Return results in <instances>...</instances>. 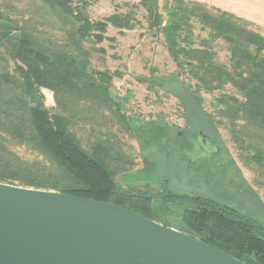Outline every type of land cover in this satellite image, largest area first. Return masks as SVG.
<instances>
[{"label": "trees", "instance_id": "16d2710c", "mask_svg": "<svg viewBox=\"0 0 264 264\" xmlns=\"http://www.w3.org/2000/svg\"><path fill=\"white\" fill-rule=\"evenodd\" d=\"M90 4L20 0L19 7L0 0V181L122 206L246 264H264V224L252 216L204 195L174 191L166 181L154 193L117 181L134 164L122 136L144 134L145 124L114 100L117 72L91 67L89 47L100 51L94 45L108 39V24L133 29L140 21L133 12L92 19ZM141 5L147 31L162 37L176 75L208 121L226 131L247 167L263 172L264 34L247 19L196 0H141ZM194 21L206 36L195 35ZM218 39L227 45L228 65L215 58ZM228 85L233 92H221ZM43 90L52 94L58 113L45 105ZM214 92L207 110L203 93ZM75 126L88 127L94 137L89 148ZM200 130L188 134L198 138ZM165 131L154 124L148 134L153 139ZM187 150L182 149L185 155Z\"/></svg>", "mask_w": 264, "mask_h": 264}, {"label": "rangeland", "instance_id": "374dc122", "mask_svg": "<svg viewBox=\"0 0 264 264\" xmlns=\"http://www.w3.org/2000/svg\"><path fill=\"white\" fill-rule=\"evenodd\" d=\"M12 1L20 7V0ZM163 0H160L162 3ZM209 8H217L252 22L251 26L264 34V0H196ZM88 13L92 19H104L114 13L133 12L140 21L133 29H119L108 24V39L95 44L100 51H91L90 66L117 72L112 79V95L122 105L123 112L145 124L144 134L133 138L122 136L125 152L133 166L117 175L123 187L148 188L157 192L164 181L169 188L187 194H199L227 204L264 224V171L250 169L239 158L226 131L215 129L193 98L190 89L176 75L177 67L161 36L147 31L145 10L141 0H90ZM194 33L204 37L200 24L193 22ZM216 60L228 65L227 45L221 39L214 42ZM44 103L51 113H58L52 94L43 90ZM221 92H233L228 85ZM218 92L203 93L205 109L211 110ZM154 124L164 127V135L152 139L149 131ZM199 128L219 145L220 152L211 159H195L191 152L192 132ZM86 148L94 137L88 127H73ZM189 133V134H188ZM20 153H25L20 149Z\"/></svg>", "mask_w": 264, "mask_h": 264}, {"label": "water", "instance_id": "95a60500", "mask_svg": "<svg viewBox=\"0 0 264 264\" xmlns=\"http://www.w3.org/2000/svg\"><path fill=\"white\" fill-rule=\"evenodd\" d=\"M0 264L246 263L122 206L0 181Z\"/></svg>", "mask_w": 264, "mask_h": 264}, {"label": "flooded vegetation", "instance_id": "af4514ba", "mask_svg": "<svg viewBox=\"0 0 264 264\" xmlns=\"http://www.w3.org/2000/svg\"><path fill=\"white\" fill-rule=\"evenodd\" d=\"M210 138L206 137L202 140L200 137L194 138L192 140V149L187 150V154L191 152V155L194 156L195 159L190 158V162L199 158L211 159L212 155L216 153L217 144L213 140V138L209 135ZM199 155V156H198Z\"/></svg>", "mask_w": 264, "mask_h": 264}]
</instances>
